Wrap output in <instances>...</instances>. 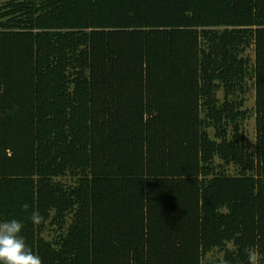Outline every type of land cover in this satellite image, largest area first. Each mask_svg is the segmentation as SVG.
<instances>
[{
  "label": "trees",
  "instance_id": "1",
  "mask_svg": "<svg viewBox=\"0 0 264 264\" xmlns=\"http://www.w3.org/2000/svg\"><path fill=\"white\" fill-rule=\"evenodd\" d=\"M12 219L42 264H264V0L1 3Z\"/></svg>",
  "mask_w": 264,
  "mask_h": 264
},
{
  "label": "clouds",
  "instance_id": "2",
  "mask_svg": "<svg viewBox=\"0 0 264 264\" xmlns=\"http://www.w3.org/2000/svg\"><path fill=\"white\" fill-rule=\"evenodd\" d=\"M23 207L27 210L29 205L24 204ZM30 220L34 226L39 225L44 221V216L32 211ZM23 228V222L17 219L0 222V264H42L41 258L22 237Z\"/></svg>",
  "mask_w": 264,
  "mask_h": 264
},
{
  "label": "rangeland",
  "instance_id": "3",
  "mask_svg": "<svg viewBox=\"0 0 264 264\" xmlns=\"http://www.w3.org/2000/svg\"><path fill=\"white\" fill-rule=\"evenodd\" d=\"M8 1V0H0V4ZM245 56L253 60L254 53L253 49L250 48L245 52ZM251 82H248L250 85ZM217 97L220 99L222 97L221 93L217 94ZM243 110L247 112L248 118L247 120L240 126V134L243 137L244 143L248 146V148L252 151L254 149L255 143V113H254V90L250 88L247 94L243 97ZM218 162V161H217ZM228 174H234V169L229 167L227 168ZM65 182L71 183L72 180L68 178ZM222 259V254H208L205 256V261L214 262V264H220ZM253 263L257 264L256 259L253 257Z\"/></svg>",
  "mask_w": 264,
  "mask_h": 264
}]
</instances>
